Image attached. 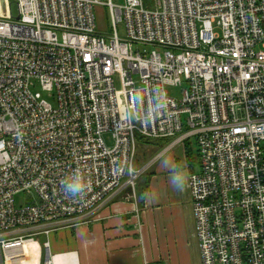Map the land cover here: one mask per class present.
I'll return each mask as SVG.
<instances>
[{"label": "built area", "instance_id": "built-area-1", "mask_svg": "<svg viewBox=\"0 0 264 264\" xmlns=\"http://www.w3.org/2000/svg\"><path fill=\"white\" fill-rule=\"evenodd\" d=\"M100 4L109 34L97 30ZM16 5L14 17L0 0V264H25L36 235L82 221L124 186L135 191L147 168L134 167L137 137L172 140L157 157L195 141L188 183L201 263L264 264V0ZM77 169L91 178L82 198L63 190ZM24 192L32 198L17 204Z\"/></svg>", "mask_w": 264, "mask_h": 264}, {"label": "crops", "instance_id": "crops-1", "mask_svg": "<svg viewBox=\"0 0 264 264\" xmlns=\"http://www.w3.org/2000/svg\"><path fill=\"white\" fill-rule=\"evenodd\" d=\"M171 141L151 140L155 154L143 164L148 169L135 191L124 186L82 221L39 234L49 248L38 241L37 264H202L188 179L183 191L170 183L177 165L186 167L188 177L198 169L197 145L188 140L198 164L192 170L188 141L157 157ZM180 150L183 158L176 156Z\"/></svg>", "mask_w": 264, "mask_h": 264}, {"label": "rangeland", "instance_id": "rangeland-1", "mask_svg": "<svg viewBox=\"0 0 264 264\" xmlns=\"http://www.w3.org/2000/svg\"><path fill=\"white\" fill-rule=\"evenodd\" d=\"M6 1H7V4H9V7H8L9 13L12 14V16L16 17L17 14H18L16 0H6ZM102 1L103 2H107L108 0H102ZM112 1L115 4H122L124 0H112ZM144 1H145L146 7L153 8L155 0H144ZM94 14H95L97 30L99 32H101V33H104V34L111 33V31H112L111 25L112 24H111V19H110L109 7L106 6V5H101V4L100 5H96L95 9H94ZM117 31H118V35H119L120 38H125V35H126L125 26H124V24L122 22L117 25ZM216 31L218 32L219 30L217 29ZM115 86L117 88L120 87V83H119L118 80L115 82ZM36 89L38 91H40L42 93V96L44 98H46L49 102L54 103V98L49 96L47 92L42 91L39 86L36 87ZM166 91L171 96H175V97H180L181 96V87L166 86ZM103 139H104L105 143L109 147H113L114 140L112 138L111 133L104 134L103 135ZM136 139H137L136 140V155H135L134 167L135 168H140V167L144 166L143 164H146L147 162H149L153 158V156L155 154L154 153L155 150L150 147V145L152 143L149 144L148 141L142 140L139 137H137ZM182 150L178 151L177 155L176 154L175 155L180 157V158H183L184 156H183V151ZM195 158H196V156H195ZM198 158H199V155H198ZM154 163H155V161H154ZM154 163H152V164H154ZM151 165H150V167H151ZM195 165L197 167L198 164L195 163ZM147 169L144 170L142 175L139 177V180H137L136 187H138L139 182L142 181L143 175L146 173ZM197 170H195V171H197ZM31 198L32 197H31L30 194L24 192V193L18 194L16 196V203L17 204L24 203L25 201H30ZM34 239H37L39 242L42 243L44 238L41 235H36L34 237Z\"/></svg>", "mask_w": 264, "mask_h": 264}, {"label": "clouds", "instance_id": "clouds-1", "mask_svg": "<svg viewBox=\"0 0 264 264\" xmlns=\"http://www.w3.org/2000/svg\"><path fill=\"white\" fill-rule=\"evenodd\" d=\"M188 179V173L185 166L177 165L170 177V183L178 190L183 191ZM65 193L73 197H83L91 187V178L81 169H77L70 178L62 181Z\"/></svg>", "mask_w": 264, "mask_h": 264}, {"label": "bare ground", "instance_id": "bare-ground-1", "mask_svg": "<svg viewBox=\"0 0 264 264\" xmlns=\"http://www.w3.org/2000/svg\"><path fill=\"white\" fill-rule=\"evenodd\" d=\"M25 254L26 258L23 259V263L25 264H37L38 263V244L34 242H28L25 244Z\"/></svg>", "mask_w": 264, "mask_h": 264}, {"label": "trees", "instance_id": "trees-1", "mask_svg": "<svg viewBox=\"0 0 264 264\" xmlns=\"http://www.w3.org/2000/svg\"><path fill=\"white\" fill-rule=\"evenodd\" d=\"M139 138H141L142 140L148 141V143L151 142V140H149V139H145V138H142V137H139ZM188 143H189V141L186 142L187 159H188L189 164L191 165V166L189 165L190 166V169L193 170L194 169V165H195L197 159L195 158L196 154L193 152L192 149H190V145ZM136 184H137V182H136Z\"/></svg>", "mask_w": 264, "mask_h": 264}]
</instances>
